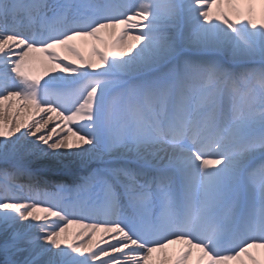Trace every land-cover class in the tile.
<instances>
[{"label":"snow or ice","instance_id":"6c2138e0","mask_svg":"<svg viewBox=\"0 0 264 264\" xmlns=\"http://www.w3.org/2000/svg\"><path fill=\"white\" fill-rule=\"evenodd\" d=\"M0 264H264V0H0Z\"/></svg>","mask_w":264,"mask_h":264},{"label":"bare ground","instance_id":"6f19581e","mask_svg":"<svg viewBox=\"0 0 264 264\" xmlns=\"http://www.w3.org/2000/svg\"><path fill=\"white\" fill-rule=\"evenodd\" d=\"M72 45L76 47V49L79 51L80 55H82L86 60L89 58H94L92 55V48L95 46L100 51H105V48L103 45L97 43L92 38L81 39L77 38L70 42ZM110 51V49H109ZM56 52L59 54L60 59L64 63H72L73 66H80V62L76 59L75 56H73L71 53L66 51L64 46H58L56 49ZM53 68V64L47 59V56L43 53H32L30 54V63L26 65L25 70L30 71L34 76L40 77L41 82L45 79H48L52 75L61 74L59 73V69H56L55 72L51 71ZM61 75L67 76V73H63ZM30 117V112L26 110L25 112L21 113V119H28ZM55 123H59L54 117L53 122L49 124V128H51ZM75 127V125H73ZM23 132L24 129H21ZM59 131V129H58ZM19 135V133H17ZM12 139H15L13 137ZM29 140H32L34 138L29 137ZM27 179H22L21 183H26ZM22 195L27 196L28 192L25 191ZM51 222V221H49ZM88 221H85L83 223H87ZM23 224H27L30 222H22ZM82 234V235H81ZM68 237L69 242H74L75 244H99L101 247H106L103 243V240H108L112 233L105 234L102 231H96L93 233L90 229H85L80 226V223L70 224L68 225L67 232L64 234ZM115 242V241H111ZM180 247H182L180 244L171 245L169 249L167 250L169 253L173 252L174 250H178ZM98 250V249H96ZM254 254L258 252V250H252ZM154 255H161L160 253H156Z\"/></svg>","mask_w":264,"mask_h":264},{"label":"water","instance_id":"95a60500","mask_svg":"<svg viewBox=\"0 0 264 264\" xmlns=\"http://www.w3.org/2000/svg\"><path fill=\"white\" fill-rule=\"evenodd\" d=\"M34 171H35V169H34ZM48 179H67V178H69V176H67V175H62V174H60V173H57V172H50L49 174H48V177H47Z\"/></svg>","mask_w":264,"mask_h":264},{"label":"rangeland","instance_id":"374dc122","mask_svg":"<svg viewBox=\"0 0 264 264\" xmlns=\"http://www.w3.org/2000/svg\"><path fill=\"white\" fill-rule=\"evenodd\" d=\"M71 179H73L72 177H71ZM56 181H58V180H56ZM63 182H66L65 180H62ZM73 181V180H72ZM69 184V183H68ZM46 191H52V183H49L47 186H46V189H45ZM54 191V190H53Z\"/></svg>","mask_w":264,"mask_h":264}]
</instances>
